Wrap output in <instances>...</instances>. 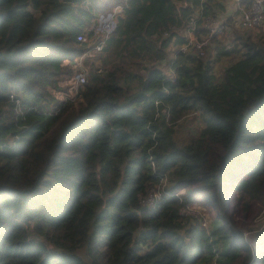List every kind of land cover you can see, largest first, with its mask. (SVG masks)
Masks as SVG:
<instances>
[{
    "label": "trees",
    "instance_id": "obj_1",
    "mask_svg": "<svg viewBox=\"0 0 264 264\" xmlns=\"http://www.w3.org/2000/svg\"><path fill=\"white\" fill-rule=\"evenodd\" d=\"M117 4L71 92L78 34ZM225 10L0 0V264H264V225L238 221L264 212V27L180 48ZM192 112L201 129L178 132Z\"/></svg>",
    "mask_w": 264,
    "mask_h": 264
},
{
    "label": "built area",
    "instance_id": "obj_2",
    "mask_svg": "<svg viewBox=\"0 0 264 264\" xmlns=\"http://www.w3.org/2000/svg\"><path fill=\"white\" fill-rule=\"evenodd\" d=\"M235 3L238 7L237 12L232 15L228 14L232 18L233 24L227 23L228 15L225 12L217 17L209 15L202 22V26L208 30L207 33L197 35L194 31L195 24L193 23L188 31L187 42L180 47L182 51L187 52L200 49L202 53H205V48L210 46V39L214 35L231 32L234 28L256 30V28L262 29L264 27V0H247V2L245 0H235ZM122 8L123 4H117L111 11L101 13L97 24L93 26L97 35L95 42L91 43L92 46L74 60L76 68L72 77L74 91L87 80L88 68L85 63V57L91 52L89 56H92L98 64L101 63L99 59H96L97 55L105 45L109 34L115 28L117 14ZM87 37L85 33H79L77 36L81 41H87ZM153 200L154 195L152 194L147 201L152 202ZM191 207L196 209L194 206ZM183 210L187 211L186 208Z\"/></svg>",
    "mask_w": 264,
    "mask_h": 264
},
{
    "label": "rangeland",
    "instance_id": "obj_3",
    "mask_svg": "<svg viewBox=\"0 0 264 264\" xmlns=\"http://www.w3.org/2000/svg\"><path fill=\"white\" fill-rule=\"evenodd\" d=\"M229 21L232 22V20H229ZM236 30H237V28L233 29V31H236ZM258 30H261V29L256 28V30H252V31L251 30H246V31L248 33H252L253 37H257V35L260 34V33H258L259 32ZM234 34L235 33H232V32H223L219 36L223 37L225 40L227 38H228V40H230L231 37H233ZM87 39L88 40L86 42H88L89 45H91V43L95 42V38L94 37H87ZM90 53H89V55H90ZM227 61L228 60L219 61L216 64V70H217L218 73H220L222 71V69L227 65ZM68 83L73 85L72 79H70ZM74 90H75V88H74V85H73L71 92L74 91ZM61 95H63V94H61ZM202 126H203V121H202V119L200 117V114L198 112H192L178 126V130L177 131L180 132V133H184V132L196 133V132H198V130L201 129ZM196 207H197L199 213H202L203 215H205V217H209L211 219L212 214H211L209 209L203 208V206H201L202 208L199 207V206H196ZM212 210L214 211L213 208H212ZM209 218H208L207 222H209ZM238 221H239V224L242 225L245 229H249L251 227L252 228L254 227V230L255 229H259L260 227H262L264 225V212L258 217H255L254 215H250V217L246 221L247 224H243V221H241V216L238 217ZM74 239L75 238L67 239L65 242L70 243Z\"/></svg>",
    "mask_w": 264,
    "mask_h": 264
},
{
    "label": "crops",
    "instance_id": "obj_4",
    "mask_svg": "<svg viewBox=\"0 0 264 264\" xmlns=\"http://www.w3.org/2000/svg\"><path fill=\"white\" fill-rule=\"evenodd\" d=\"M237 5L235 3V0H226V10H225V14H233L235 12H237ZM230 17V15H228V18Z\"/></svg>",
    "mask_w": 264,
    "mask_h": 264
}]
</instances>
